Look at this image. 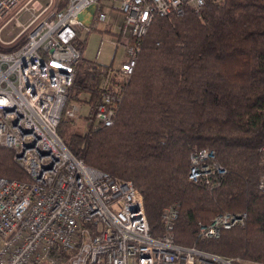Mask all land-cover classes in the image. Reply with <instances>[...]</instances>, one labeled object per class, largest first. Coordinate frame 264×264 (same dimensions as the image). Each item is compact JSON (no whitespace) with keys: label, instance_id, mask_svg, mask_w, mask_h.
<instances>
[{"label":"trees","instance_id":"trees-1","mask_svg":"<svg viewBox=\"0 0 264 264\" xmlns=\"http://www.w3.org/2000/svg\"><path fill=\"white\" fill-rule=\"evenodd\" d=\"M86 39L78 30L82 56L67 103L84 100L90 118L105 67L90 68ZM71 121L61 117L58 126L67 147L133 182L153 236L166 232L162 210L175 205L177 244L264 264V0H207L198 11L154 17L113 123L67 135ZM201 148L212 149L225 169L209 183L188 178L189 156ZM0 176L29 179L12 148L0 146ZM221 212L246 218L217 238L202 237L199 226Z\"/></svg>","mask_w":264,"mask_h":264},{"label":"built area","instance_id":"built-area-1","mask_svg":"<svg viewBox=\"0 0 264 264\" xmlns=\"http://www.w3.org/2000/svg\"><path fill=\"white\" fill-rule=\"evenodd\" d=\"M207 0H0V146L12 148L28 180L0 176V264H247L174 241L175 205L162 210L166 232L150 233L143 197L131 180L76 157L58 133L61 117L73 119L89 104L67 103L75 67L82 56L74 43L83 21L77 15L95 6L89 25H110L108 11L122 16L115 43L121 57L105 67L99 100L86 126L111 125L142 39L156 16L185 8L198 11ZM27 14L24 21L23 14ZM264 150V146H262ZM188 178L209 183L225 169L210 148L189 156ZM245 212H221L199 226L202 237L241 225Z\"/></svg>","mask_w":264,"mask_h":264},{"label":"rangeland","instance_id":"rangeland-1","mask_svg":"<svg viewBox=\"0 0 264 264\" xmlns=\"http://www.w3.org/2000/svg\"><path fill=\"white\" fill-rule=\"evenodd\" d=\"M42 3H46L47 0H40ZM27 14L21 16V20L26 19ZM102 28V27H99ZM112 32H107L100 30L95 26L87 25L83 27L81 31V38L87 35L86 44L83 49V56L89 60L97 61L103 64H109L112 60H118L121 57V47H117L115 43V34L117 30V25L112 24L110 27ZM18 32V29L13 27L12 24L7 25L0 32V38L2 40L10 39V33L15 35ZM87 107L81 108V115L71 119L69 127L67 128L66 134L70 135L75 132H84L86 130V119L84 117ZM66 118V117H65ZM70 119V118H66ZM250 264L249 262H246Z\"/></svg>","mask_w":264,"mask_h":264},{"label":"crops","instance_id":"crops-1","mask_svg":"<svg viewBox=\"0 0 264 264\" xmlns=\"http://www.w3.org/2000/svg\"><path fill=\"white\" fill-rule=\"evenodd\" d=\"M108 15H109V21H110V25L106 26L108 28L111 27L112 24H115V25H119L121 23V20H122V16L121 14L116 10V9H109L108 11ZM89 18V15L88 17L84 18L83 20V25L79 27V37L81 38V31H82V28L83 27H87V25L89 26V23H86L87 19ZM87 36V35H86ZM85 37V36H84ZM113 61V60H112ZM114 61H117V60H114ZM86 107V106H85ZM250 264H257V263H250Z\"/></svg>","mask_w":264,"mask_h":264},{"label":"water","instance_id":"water-1","mask_svg":"<svg viewBox=\"0 0 264 264\" xmlns=\"http://www.w3.org/2000/svg\"><path fill=\"white\" fill-rule=\"evenodd\" d=\"M86 10L89 13V18L87 19L86 23H90L91 18H92L93 14H94L95 6L94 5H90L89 7H87ZM77 18L79 20H82L83 21L84 20V12L79 13L77 15Z\"/></svg>","mask_w":264,"mask_h":264}]
</instances>
